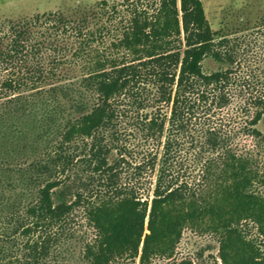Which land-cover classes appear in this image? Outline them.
<instances>
[{"label":"trees","instance_id":"1","mask_svg":"<svg viewBox=\"0 0 264 264\" xmlns=\"http://www.w3.org/2000/svg\"><path fill=\"white\" fill-rule=\"evenodd\" d=\"M243 7L218 30L201 0L2 24L0 264H155L187 230L218 243L197 261L264 264V46Z\"/></svg>","mask_w":264,"mask_h":264},{"label":"rangeland","instance_id":"2","mask_svg":"<svg viewBox=\"0 0 264 264\" xmlns=\"http://www.w3.org/2000/svg\"><path fill=\"white\" fill-rule=\"evenodd\" d=\"M77 2L85 4H92L101 0H0V27L4 22L13 20L17 21L21 16H33L35 14H43L44 12H51L59 10V7L64 2ZM114 1V0H109ZM208 21L210 22L213 29L218 30L221 28L222 16L224 11L227 8L235 7L240 8L247 5L249 10L252 13V18L254 19L251 31L245 32L247 38H252L253 42L256 41V44L259 46H264V28L258 27V18L264 16V0H201ZM258 40V41H257ZM251 41V40H250ZM205 68L215 69L216 66L210 61H206ZM258 128L264 133V120L259 124ZM242 141V142H241ZM242 145L247 147H252L256 144V141L251 137L240 138ZM85 221V218H82V222ZM86 224V223H85ZM85 230H89V227H86ZM208 243H211L215 247H218V243L215 242L210 237L198 236L195 235L190 230H187L184 234L182 242L179 245V255L176 260H157L155 264H179L183 260L189 258H195L196 262L200 264H215L216 258L218 256V249L209 250L206 252L204 260L200 259L197 261V254L201 251L202 248H205ZM213 256V257H211ZM215 258V260H214ZM71 264H86L84 262L77 261L73 259ZM116 264H134L122 260L120 263ZM138 264V263H136Z\"/></svg>","mask_w":264,"mask_h":264}]
</instances>
